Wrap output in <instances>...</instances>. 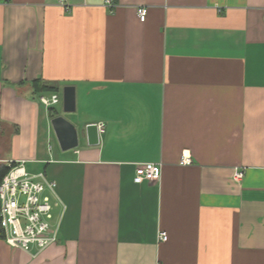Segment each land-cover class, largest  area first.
Wrapping results in <instances>:
<instances>
[{"label":"crops","instance_id":"1","mask_svg":"<svg viewBox=\"0 0 264 264\" xmlns=\"http://www.w3.org/2000/svg\"><path fill=\"white\" fill-rule=\"evenodd\" d=\"M60 1L0 0V164L45 165L64 204L55 245L0 264H264V0ZM35 80L75 88L72 152L44 151Z\"/></svg>","mask_w":264,"mask_h":264},{"label":"built area","instance_id":"2","mask_svg":"<svg viewBox=\"0 0 264 264\" xmlns=\"http://www.w3.org/2000/svg\"><path fill=\"white\" fill-rule=\"evenodd\" d=\"M7 2L8 0H2ZM65 6V1L59 3ZM137 17L144 22L147 15L145 8L136 10ZM39 103L50 109L60 103L58 94L49 97L41 95ZM102 130V126H98ZM181 165H190L189 158L182 156ZM9 172L0 184V227L3 232L2 241L12 249L31 252L34 248L39 254L58 241L60 226L54 223L53 207L47 194H53L56 183L46 177L44 173L29 175L23 161L8 163ZM242 172H235L233 179L240 181ZM161 178L160 164H137L135 166L134 183L144 181L157 182ZM160 242L167 241V235L160 232Z\"/></svg>","mask_w":264,"mask_h":264},{"label":"rangeland","instance_id":"3","mask_svg":"<svg viewBox=\"0 0 264 264\" xmlns=\"http://www.w3.org/2000/svg\"><path fill=\"white\" fill-rule=\"evenodd\" d=\"M60 103L56 106H54L55 111L58 113L59 116L64 117L67 121H69L70 123H72L77 129L78 132V137H79V141L82 143L84 142L83 139V129L81 128L80 124L78 123V117H80V113H79V109L73 113H63L62 111V91L60 92ZM45 121H43L44 123ZM41 137H42V141H43V148L44 151L45 150H52V152H63L59 145L58 142L55 138V135L52 131V128L48 129V133H47V127L45 124L42 125L41 127ZM0 157H3L4 155H7L9 153V148H8V138H9V131H7V128H0ZM2 132H4L6 134V136H3L5 134H3ZM41 147V148H42ZM73 151V150H72ZM70 151V152H72ZM69 152V151H67ZM43 154H45V152H43ZM71 154V153H70ZM45 165H26L25 169L28 173L30 174H36V173H40L43 172ZM48 177V176H47ZM50 179V177H48ZM50 199H51V205L57 204V207H53V214L55 219H58V216L60 215L61 210L64 207L63 202L60 200V198L57 195V191L54 190L53 194H47Z\"/></svg>","mask_w":264,"mask_h":264},{"label":"water","instance_id":"4","mask_svg":"<svg viewBox=\"0 0 264 264\" xmlns=\"http://www.w3.org/2000/svg\"><path fill=\"white\" fill-rule=\"evenodd\" d=\"M75 110V88L66 86L62 89V111L67 114L73 113ZM49 124L62 151H70L78 147V132L73 124L61 116L51 118ZM85 136L89 146H96L98 144L97 126H86Z\"/></svg>","mask_w":264,"mask_h":264},{"label":"trees","instance_id":"5","mask_svg":"<svg viewBox=\"0 0 264 264\" xmlns=\"http://www.w3.org/2000/svg\"><path fill=\"white\" fill-rule=\"evenodd\" d=\"M33 93L35 95L41 96L43 94H58L59 89L56 86H51L46 84L45 82L41 80H35L31 83ZM49 117L54 118L58 116V113L55 111V109L50 108L48 109ZM10 168L7 164H0V184L3 180V178L6 176V174L9 172ZM3 238V232L0 227V240Z\"/></svg>","mask_w":264,"mask_h":264}]
</instances>
